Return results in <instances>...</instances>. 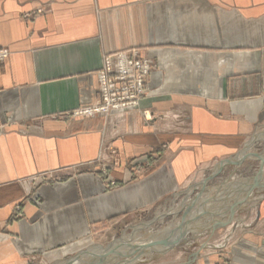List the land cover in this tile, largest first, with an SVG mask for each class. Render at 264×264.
Listing matches in <instances>:
<instances>
[{
  "label": "crops",
  "instance_id": "obj_1",
  "mask_svg": "<svg viewBox=\"0 0 264 264\" xmlns=\"http://www.w3.org/2000/svg\"><path fill=\"white\" fill-rule=\"evenodd\" d=\"M2 47L10 55L0 61V264H69L90 237L105 244L124 228L133 238L134 225L171 197L203 189L226 164L246 173L247 159L264 158L251 153L264 142V0H0ZM133 49L155 62L138 109L59 117L95 104L104 57ZM103 141L123 167L169 147L148 177L112 191L93 174L35 178L95 159ZM236 157L240 165L227 162ZM123 167L110 176L133 179ZM240 184L233 197L224 181L200 200L203 213L194 207L186 220L192 244L158 264H219L225 254L232 264H264V187L254 184L249 198ZM238 197L261 210L238 207L230 219L225 202ZM181 234L189 235L177 227L167 236Z\"/></svg>",
  "mask_w": 264,
  "mask_h": 264
},
{
  "label": "rangeland",
  "instance_id": "obj_2",
  "mask_svg": "<svg viewBox=\"0 0 264 264\" xmlns=\"http://www.w3.org/2000/svg\"><path fill=\"white\" fill-rule=\"evenodd\" d=\"M42 9L37 10L36 16L45 12V10L43 11ZM33 16L35 17V14H25L24 18L30 19ZM9 55L10 50L8 48H0V61H5ZM115 56H122L124 58V68L121 66L119 69L112 68L109 71L106 66V60L109 57L114 59ZM139 65L142 67H139ZM154 68L155 62L149 57L143 55L140 49H133L130 51H122L106 55L104 57L103 66L98 71L100 88L96 103L88 107H80L67 111L59 117L73 119L98 116L101 118H106L114 112H125L126 110L138 109L141 101L147 95L149 79ZM141 86L143 87L140 88ZM143 116L147 121L153 119V114L150 109L143 110ZM168 147V143L161 144V153L159 151H152L143 163L134 164L133 161H130L128 164H126V166L123 167L119 150L114 146L113 143L109 141H103L99 154L95 159L81 163H75L67 168V172L61 173L60 170H54L52 172L50 171L49 173L35 175V178H40L44 181H51L55 183L61 182L62 180H68L69 178H76L80 173L93 174L105 182L108 191H112L114 189L124 187L127 184H131L135 182V180L148 177L151 174L150 172L155 170L162 154L167 152ZM256 152L257 154H262V152H264V142L258 143L253 147L251 153ZM241 159L242 157L240 159H237L236 157L229 159L227 162H234L238 166L241 163ZM245 164L251 167L250 171H247L246 173L243 172L242 169L233 172V169H231V166L233 165H230L228 170H225L227 167L226 164L223 167L221 173L217 171L205 180L206 183L203 184V186H205H201L203 189H192L182 192L180 195L177 194V196H175L176 198L171 197L169 201L170 203L163 207V209H160V211L154 210V212H150L148 221H145L143 224H135L136 221L134 222V233H136V229H139V232L137 231L138 234L134 235L133 238L124 239L122 237L125 235L124 228L119 229V231L116 229L115 232L117 233L114 232L116 237L103 240V243L106 242L105 244L100 243L101 241L99 239L94 240L92 237H90L87 239V243H85L84 247L80 251L70 255V257L67 259V262L69 264H158L159 262H168L173 260V254H165L167 253L168 249L176 245H182L186 247L190 246V243L192 244L190 241L192 239V235L190 234L192 230H189L191 225L188 221L186 222V220H190L193 217L191 214H193L192 209L194 207L197 211L194 214L203 213L205 204L200 203L199 201L206 199L207 197H212L214 191H216L214 188L217 187V184L225 181L226 184H229L231 189L237 190H230V196L232 197L235 192L237 193L240 191L238 189V186H241L240 182L245 185L247 184L248 187L246 188L249 190L247 196L249 198L253 196L252 193L256 192L253 189L254 184H257L256 186L264 187V158L260 157L257 160L247 159ZM122 167L133 173V179L130 181H118L110 176L109 170H118ZM257 169H259V172L256 174L254 172L257 171ZM250 181H253L251 185L248 183ZM240 188L242 189L243 187ZM260 193L262 194L261 196H264V190ZM234 200L236 202H232L230 200L225 202L229 203L226 205L225 209L229 211L228 213L230 214V219L231 216L236 213L238 207L241 211L250 210L253 216L257 211L261 210V206L259 207L258 205L259 202H257V204L250 203L248 206L243 207L239 205L245 203V199L244 201H241L242 198L240 199V197H238ZM177 227L179 229L184 227L185 230L187 229V233H189V235L181 234L179 236H167L169 233H176ZM165 240L167 242H165ZM125 241H128L131 244L133 243L134 246H132L133 250H130L127 253L124 249ZM194 242H196L195 244L197 246L199 245L197 243V239L194 240ZM157 246H161V250L153 253H142V250L144 249H156ZM204 247L205 245L203 246L202 251L205 249ZM202 251L193 255V258H195L197 255H204L201 254ZM222 256H220V258L222 257V260L219 264L233 263L232 257L229 255L225 254Z\"/></svg>",
  "mask_w": 264,
  "mask_h": 264
},
{
  "label": "built area",
  "instance_id": "obj_3",
  "mask_svg": "<svg viewBox=\"0 0 264 264\" xmlns=\"http://www.w3.org/2000/svg\"><path fill=\"white\" fill-rule=\"evenodd\" d=\"M125 64V60L122 56H115L114 59L112 57L107 58L106 60V66L107 69L110 71L112 68L114 69H119L121 68V66L123 67V65ZM141 65H139L140 67ZM142 67V66H141ZM124 68V67H123ZM143 86H141L140 88H142Z\"/></svg>",
  "mask_w": 264,
  "mask_h": 264
},
{
  "label": "bare ground",
  "instance_id": "obj_4",
  "mask_svg": "<svg viewBox=\"0 0 264 264\" xmlns=\"http://www.w3.org/2000/svg\"><path fill=\"white\" fill-rule=\"evenodd\" d=\"M149 115H150V114H149ZM165 242H167V241L165 240ZM167 245H168V244H167ZM161 246H162V245H161ZM165 246H166V244H165ZM146 248H147V247H146ZM161 248H162V247H161ZM164 248H165V247H164ZM144 250H145V249H144ZM144 250H143V251H144ZM146 250H147V249H146ZM146 250H145V251H146ZM163 251H164V250H163ZM137 252H139V251H137ZM136 254H137V253H136Z\"/></svg>",
  "mask_w": 264,
  "mask_h": 264
}]
</instances>
